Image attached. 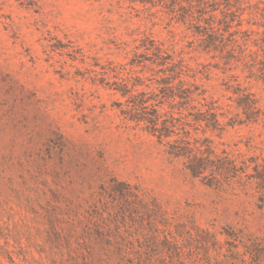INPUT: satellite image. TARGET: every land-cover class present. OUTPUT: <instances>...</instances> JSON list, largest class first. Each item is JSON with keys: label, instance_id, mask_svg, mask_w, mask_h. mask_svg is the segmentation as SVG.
Returning a JSON list of instances; mask_svg holds the SVG:
<instances>
[{"label": "rangeland", "instance_id": "374dc122", "mask_svg": "<svg viewBox=\"0 0 264 264\" xmlns=\"http://www.w3.org/2000/svg\"><path fill=\"white\" fill-rule=\"evenodd\" d=\"M242 90L264 0H0V264H264L257 181L187 169L264 174Z\"/></svg>", "mask_w": 264, "mask_h": 264}, {"label": "trees", "instance_id": "16d2710c", "mask_svg": "<svg viewBox=\"0 0 264 264\" xmlns=\"http://www.w3.org/2000/svg\"><path fill=\"white\" fill-rule=\"evenodd\" d=\"M237 94V108L240 109L243 114L241 123H256L259 120L264 121V110L258 106V100L255 99L252 94L244 90L237 91ZM205 106H207L205 113H208L210 118L212 117V119H210V125L214 127L219 126V121L214 111L215 109L208 105ZM248 168H250V165L246 160H241L236 163L235 159H230L226 155L223 157H216L215 160H210L207 157L195 156L187 166L192 177H200L203 176L205 172H209L210 178L208 180L210 181H208L207 186H212V184L220 185L221 181H227V179L234 178L239 174H244L249 181H257L258 188L260 189V196L262 197V199H260L261 204L259 205V209L264 210V174L259 173L255 165L252 167L254 174L246 173Z\"/></svg>", "mask_w": 264, "mask_h": 264}]
</instances>
